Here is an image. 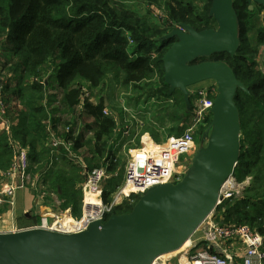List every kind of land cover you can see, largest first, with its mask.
Listing matches in <instances>:
<instances>
[{
  "label": "trees",
  "instance_id": "obj_1",
  "mask_svg": "<svg viewBox=\"0 0 264 264\" xmlns=\"http://www.w3.org/2000/svg\"><path fill=\"white\" fill-rule=\"evenodd\" d=\"M126 1L0 0V77H5L1 92L12 118L10 131L0 133V173L11 164L12 143H19L28 150L30 175L40 172L42 191L54 192L60 209L69 208L73 217L81 216L85 177L67 157L56 160L53 156L51 160L49 131L72 141L75 150L86 146L82 155L90 167L106 164L109 174L119 172L123 157L117 156L114 142L125 103L111 101V87L136 106L141 100L155 102L151 114H161L153 120L157 124L143 123L140 134H148L156 142L165 135L180 134L193 95L187 109L180 92L169 93L163 79L162 56L176 38H159L180 23L197 31L216 27L215 20L208 16L211 0H202L200 8L195 0H144L161 8L164 19L160 23L131 9ZM233 7L240 33L236 53H213L194 63L224 60L246 88H238L234 96L240 121V154L233 176L237 182L249 178V185L239 196L216 206L214 218L220 224L248 225L262 236L264 248V72L257 68L256 61L258 49L264 45V25L251 42L255 9L249 10L246 0H233ZM85 85L101 94L95 100H82ZM104 108L117 113L116 118L104 115ZM167 125L169 128L158 133ZM199 129L201 139L206 128ZM49 160L52 163L44 170ZM114 190L110 178L103 189L104 203L111 200ZM133 205L123 201L104 219L127 213ZM1 209L0 213L4 211Z\"/></svg>",
  "mask_w": 264,
  "mask_h": 264
},
{
  "label": "water",
  "instance_id": "obj_2",
  "mask_svg": "<svg viewBox=\"0 0 264 264\" xmlns=\"http://www.w3.org/2000/svg\"><path fill=\"white\" fill-rule=\"evenodd\" d=\"M263 6L264 0H246ZM215 28L200 31L180 23L159 41H176L162 56L169 93L179 90L190 108L189 86L213 80L217 85L212 119L203 132L185 174L177 183H161L140 195L127 213L95 220L77 233L42 227L0 232V264H153L181 249L216 207L221 185L232 174L240 154V121L234 96L246 90L224 60L197 58L226 52L240 44L233 0H211ZM28 216V215H27Z\"/></svg>",
  "mask_w": 264,
  "mask_h": 264
},
{
  "label": "built area",
  "instance_id": "obj_3",
  "mask_svg": "<svg viewBox=\"0 0 264 264\" xmlns=\"http://www.w3.org/2000/svg\"><path fill=\"white\" fill-rule=\"evenodd\" d=\"M1 82L5 77H0V133L10 131L12 118L9 112V105L1 92ZM217 85L213 81L210 85L197 89L192 95V114L184 122L180 134L165 135L160 142L154 141L151 136L140 134L143 125L141 118L136 115L133 109L123 105V119L120 121L119 131L114 142V149L117 156H122V166L119 172L109 174L107 165L90 167L82 153L75 150L72 141H65L60 135L49 131L47 145L50 149V157L58 160L61 156L67 157L74 165H78L84 180L81 184L82 201L81 217L72 216L70 209H57L44 213L41 218L48 217L51 221L44 223V219L38 222V226L55 232L72 234L84 230L87 225L95 220L104 221L106 215L111 213L113 206L128 201H137L150 187L161 183H177L181 180L190 165L191 157L198 148L195 140L199 134L200 127L208 128L211 119V107L216 95ZM93 91L85 85L82 87L81 99L92 100ZM104 115H113L108 109H103ZM117 120V119H116ZM77 131L74 136H77ZM13 156L9 168L0 173V202L3 199L10 207H14V197L19 188L24 187L30 181L28 172L29 158L28 150L12 143ZM48 161L44 170L51 165ZM122 175L119 185L111 193V200L104 203L102 199L103 189L110 175ZM37 179L31 180L32 186L40 178V172L34 175ZM233 174L221 185L216 206L224 200L234 198L238 195L232 191ZM45 193H42L44 196ZM89 196L95 197L98 201L96 206L86 205ZM95 208V209H94ZM51 215V216H50ZM213 212L196 229L203 232V246L198 247L192 243L185 252V259L188 264H236L226 248H241L243 256L240 264H264V248L260 234L252 230L246 224H220L212 217ZM43 221V223H42ZM228 243V244H227ZM192 250V251H190ZM238 264V263H237Z\"/></svg>",
  "mask_w": 264,
  "mask_h": 264
},
{
  "label": "rangeland",
  "instance_id": "obj_4",
  "mask_svg": "<svg viewBox=\"0 0 264 264\" xmlns=\"http://www.w3.org/2000/svg\"><path fill=\"white\" fill-rule=\"evenodd\" d=\"M126 3L131 9H133V10H135V11H137V12L143 14V15H147L148 18L150 20H152L153 22L160 23L164 19V14H163L161 8L156 6V5L147 4L144 0H127ZM194 3H195V5L198 8L203 7L202 0H195ZM253 9H255V13H254L253 18H252V21L254 22L253 23L254 26H253V28L251 27L252 29L250 30V35H249V37H250L249 39L251 40V42H253L254 39H255V32L258 31V29L261 28L264 25V8L260 7L259 5L253 4ZM178 25L175 26L174 28L178 27ZM174 28H172V29H174ZM172 29H170L167 33H169ZM256 61H257V68L259 70H261L262 72H264V45L259 47L258 53L256 55ZM7 74H8V72L6 71L5 75H7ZM7 81H9V79L8 80L6 79V82ZM212 82H213V80H206V81L194 84L192 86H189L188 90L190 92V95L193 94L197 89L204 88V87L210 85ZM110 93L112 95V97H110L111 101H113L115 104L118 103L119 105H121L122 102H123V104L125 103L124 105H127L128 108L133 109V111L136 112V115L138 117L140 116L142 121H143V123H145L146 125L148 123L157 124L153 120H154V118L158 117L161 114L160 113H154L153 115L151 114V112L154 111V109H156V107H155L156 105H153V104H155V102L153 103V100H150V101H148L146 103H144L145 101L141 100L140 104L138 106H136L133 103H130V102L128 103V101L123 98V97H125V94L121 93L120 90L117 89L116 87H111ZM172 93H174V95H179V90L176 89ZM99 94H101V93L97 92L96 90H94L92 92V94H91L92 100H95L97 98V96H99ZM55 105H57V104L55 103ZM190 107H191V104H190ZM191 114H192V108L189 111V115L187 117V120L189 119ZM171 118L172 117H170V119ZM156 119H158V118H156ZM166 119H169V118H166ZM170 119L168 121H170ZM176 120H177V118L175 119V121ZM175 121L173 123H175ZM140 129L141 128H138V131ZM199 132H200V129L198 130V133ZM143 135H146V134H143ZM195 140L197 142V145H199L200 139H199L198 135L196 136ZM31 175L29 177L30 181L26 185H24V187H26L30 193L34 194L35 195L34 197L36 199L40 198V195L42 193H45V195H50L48 197H50L51 211L60 209V207H59L60 200L58 199L56 194L54 192L53 193H51V192L46 193L47 191H42L44 188H43V186L40 185V178L38 179V184L35 183L32 186L31 185L32 184L31 180L33 178H35V179H37V178L34 177L35 174H31ZM110 178L112 180V184L117 186V185L120 184V180L122 179V175L121 174L118 175V176H114V175L110 176L109 175L107 177V180L110 179ZM233 178H234V181L232 180L233 182H232L231 189L235 193V195L241 194L244 191V189L249 185V180L250 179L246 178L242 182H237L235 176H233ZM0 195H1V189H0ZM0 208H2L4 210L1 213L7 212V211L9 212V211H11L13 209V207H10V205L8 203L4 202L3 199L0 202ZM60 210H62V209H60ZM212 212H213V216L212 217H214V210ZM33 214L34 213L32 212V215ZM48 217H45V218L44 217L43 218L40 217L39 222H41V220H43V219H44V223L51 221V219L48 218ZM80 217H75V218L79 219ZM216 221L217 220L215 219V222ZM15 222H16V220H15ZM42 223H43V221H42ZM16 224H17V228H20V230L27 229V228H32V227H35V226L39 225V224H37V222H35V220H30L29 221L28 219L24 218V216L21 217V220L17 221ZM29 224H32V225H29ZM27 226H29V227H27ZM203 238H204V236H203L202 230L201 229H198V231L196 230L193 233V235L190 237V239L187 241L188 243L186 244L185 247H182L181 249H179L177 251H174V252H171V253H168V254H165L163 256L158 257L153 262V264H188L187 260L185 259V252L187 251V248L192 243L193 244L197 243L198 247H202L203 244H204L203 243ZM262 241H263V238H262ZM190 251H192V250H190Z\"/></svg>",
  "mask_w": 264,
  "mask_h": 264
},
{
  "label": "crops",
  "instance_id": "obj_5",
  "mask_svg": "<svg viewBox=\"0 0 264 264\" xmlns=\"http://www.w3.org/2000/svg\"><path fill=\"white\" fill-rule=\"evenodd\" d=\"M168 126L169 125H167L165 128H161L160 130H158V133H161L162 130H165ZM87 136H89V134H87L86 137ZM86 148H87L86 146H82L78 151H80L81 153H82V151L85 152ZM34 196L35 195L30 193L26 187H21L18 189V191L14 197L13 209L9 212L7 211L4 213H0V232H13V231H17L18 229L20 230V228H17L16 222L21 220V217H23V216H24V218L28 219L29 221L33 220L31 218V216L32 217L38 216L39 219L37 221H35L38 223L41 215H43L44 213H47V212H51L50 197H46V195L42 196V194H41L40 198H38L39 199L38 200ZM91 204L96 206V211H97L98 210L97 205H99V204H98V201L95 199V197L87 198L86 205L92 206ZM32 212L34 213L33 215H32ZM15 220H16V222H15ZM29 225H32V224H29ZM27 227H29V226H27ZM226 249H228L227 253L232 256V258L234 259L236 264L237 263L240 264L241 257L243 256V250L241 248H235V247L226 248Z\"/></svg>",
  "mask_w": 264,
  "mask_h": 264
},
{
  "label": "bare ground",
  "instance_id": "obj_6",
  "mask_svg": "<svg viewBox=\"0 0 264 264\" xmlns=\"http://www.w3.org/2000/svg\"><path fill=\"white\" fill-rule=\"evenodd\" d=\"M229 181H232L231 178H230ZM89 197H93V196H89ZM89 197H88V198H89ZM187 243H188V242H186L185 245H184L183 247H185Z\"/></svg>",
  "mask_w": 264,
  "mask_h": 264
}]
</instances>
